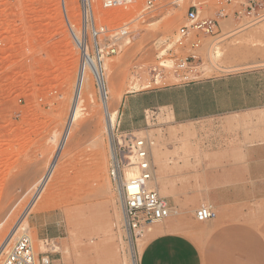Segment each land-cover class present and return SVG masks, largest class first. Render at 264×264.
Masks as SVG:
<instances>
[{
    "label": "rangeland",
    "instance_id": "1",
    "mask_svg": "<svg viewBox=\"0 0 264 264\" xmlns=\"http://www.w3.org/2000/svg\"><path fill=\"white\" fill-rule=\"evenodd\" d=\"M145 1L134 0L126 8L109 10L101 0L88 4L83 0H0V248L23 220L6 250L25 234L35 255L48 256L50 264H131V243L138 264L149 232L146 228L137 230L131 239L127 236L119 198L108 175L110 136L102 102L119 100L116 129L125 95L162 85L149 82L148 69L156 60L153 41L171 38L185 23L186 12L184 6L165 0L139 17ZM219 1L226 10L217 30L195 31L204 77L263 65L264 9L259 15L238 14L243 0ZM214 2H208L202 13L212 15L217 7ZM86 10L96 25L109 30L128 24L129 34L117 43L118 52L103 61L106 99L90 74L73 137L60 151L52 174L27 212L71 110L82 55L72 31L83 35L94 57ZM171 82L169 78L165 84ZM257 117L246 114L175 123L165 111L154 110L144 114L142 128L131 132L153 141L151 161L165 179L161 187L166 194L182 186L190 194L184 185L191 184L195 169V131L215 132L217 147L262 141L264 133L256 131ZM258 125L263 129L264 123ZM39 205L41 210L35 213ZM88 245H96V252L83 259L81 249Z\"/></svg>",
    "mask_w": 264,
    "mask_h": 264
},
{
    "label": "crops",
    "instance_id": "2",
    "mask_svg": "<svg viewBox=\"0 0 264 264\" xmlns=\"http://www.w3.org/2000/svg\"><path fill=\"white\" fill-rule=\"evenodd\" d=\"M154 110L175 123L256 114V131L264 133L258 125L264 123V64L129 93L117 125L138 130L144 114ZM191 181L184 185L190 194L175 185L164 196L178 212L150 225L138 264H264V139L217 147L215 132L195 131ZM164 183L163 177L158 185ZM203 204L215 216L199 221L192 211Z\"/></svg>",
    "mask_w": 264,
    "mask_h": 264
},
{
    "label": "built area",
    "instance_id": "3",
    "mask_svg": "<svg viewBox=\"0 0 264 264\" xmlns=\"http://www.w3.org/2000/svg\"><path fill=\"white\" fill-rule=\"evenodd\" d=\"M162 1L165 0H146L139 17L144 16ZM167 1L176 6L185 7V23L171 38L153 41L156 48V60L149 67L148 76L150 83L162 84L156 87L187 84L204 77L199 54L200 40L195 31L215 32L226 10L225 7L220 6L219 0L216 2L214 0ZM210 1L217 6L214 13L203 14L205 5ZM133 2L134 0H101V5L105 9L112 10L126 8ZM223 2L230 4L232 0H223ZM213 5L211 7L214 8ZM262 9H264L263 0H243L238 14L259 15ZM85 20L89 24L93 58L101 70L105 57L117 53L119 49L117 43L129 34L128 24L109 30L105 25H96L92 13ZM87 58H89L88 55ZM80 61L84 67V59L81 58ZM169 78H172L174 82L165 84ZM97 79L100 84L98 88L106 99L103 75L101 74ZM118 130L117 125L112 136L114 154L110 155L108 175L119 198L124 227L128 228L132 236V234L137 235V230L144 231L151 224L166 219L171 214V208L155 187L148 185L153 174L149 139H143L127 131H120V135H116L115 131L118 132ZM214 216L215 212L208 204L200 205L195 210V217L199 221L208 220ZM6 247L0 252V264H50L48 256L35 255L31 239L25 234L19 236L8 250Z\"/></svg>",
    "mask_w": 264,
    "mask_h": 264
},
{
    "label": "bare ground",
    "instance_id": "4",
    "mask_svg": "<svg viewBox=\"0 0 264 264\" xmlns=\"http://www.w3.org/2000/svg\"><path fill=\"white\" fill-rule=\"evenodd\" d=\"M88 1H90V0H83V2L85 4H88ZM90 14L91 13H88V11L86 10L85 18H89ZM172 20L173 19H171V22H172ZM71 35H72V38L74 39L75 43L77 45H79L80 47H82L81 58L84 59L85 64L83 67L81 61L79 63L77 75H76V79H75V84H74L75 86H74V92H73V96H72V105L70 107L71 110H69L70 112H69L67 121L65 123V126L63 128L59 142L57 144V147L55 149L54 155H53V157L49 163L47 171L45 172V174L43 175V177L40 180V183L38 185L39 187H37L36 192H35L34 200L31 203V205L27 208V212L32 210L33 203L38 198L37 196L39 195V193H41V190H42L45 182L48 180L49 176L53 172L57 156L59 155L60 151L64 149L67 142L70 140L69 139L70 136H72L74 124H75V121H76L77 116H78L79 104L81 102V99L86 97V89L89 86L90 74H92L96 78L98 86L100 84L98 82L97 77L100 76L101 74L103 75L102 70L99 69L96 61L93 58V56H91L89 54V52L87 50L88 47H87L86 42L83 38V35H80L79 33L75 32V31H72ZM87 55L89 58H87ZM108 69L109 68L106 67V70H105L106 73H108ZM99 90H100V88H99ZM100 93H101V90H100ZM118 97L120 98V96H118ZM118 101H107V100H105L102 102L103 103V105H102L103 112L105 115V128L107 130L108 135L110 136V155L111 156L114 154L112 136H113L114 129H115L114 118H115V115L117 114V110L115 107L118 104ZM146 139H149V137H146ZM149 142L151 144H153V141L151 139L149 140ZM150 153H151V150H150ZM152 165H153V174H152V179H151V181H149L148 185L149 186L154 185L157 192L161 193L162 195H164L166 197L167 196L166 192L158 185L159 183L162 182L163 177L160 174H157V171L154 170L153 162H152ZM127 175H130V174L127 173ZM41 207H42L41 205L37 206V208L34 209V212L39 213V211L41 210ZM170 213H176V212H174V208L170 209ZM22 221L23 220L18 221L17 224L13 227V230L10 232V234L6 237L5 241L3 242V244L0 248V252L7 246V244L11 240V238L15 235V233H16L17 229L19 228V226L21 225ZM127 236L129 237V239H131V237H132L131 232L129 230L127 232ZM131 242H132V240H131ZM95 249H96V245H88L87 247H84L83 249H81L82 250L81 252L84 253V256L82 258L85 259V258L89 257L90 255L94 254L93 252L95 251ZM130 254H131V264H136V260L134 258L135 250H133L131 243H130Z\"/></svg>",
    "mask_w": 264,
    "mask_h": 264
}]
</instances>
